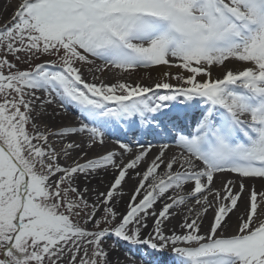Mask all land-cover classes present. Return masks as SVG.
Masks as SVG:
<instances>
[{"label":"snow or ice","instance_id":"6c2138e0","mask_svg":"<svg viewBox=\"0 0 264 264\" xmlns=\"http://www.w3.org/2000/svg\"><path fill=\"white\" fill-rule=\"evenodd\" d=\"M0 264H264V0H18Z\"/></svg>","mask_w":264,"mask_h":264},{"label":"bare ground","instance_id":"6f19581e","mask_svg":"<svg viewBox=\"0 0 264 264\" xmlns=\"http://www.w3.org/2000/svg\"><path fill=\"white\" fill-rule=\"evenodd\" d=\"M18 0H0V25H2L12 14L16 4H17ZM229 67H239V65L236 64H230ZM164 71L163 68H157V69H153L151 70V75L155 76L157 74V72H161ZM171 71L176 72L177 69L173 68ZM148 72L149 70H144L141 69L138 71L137 75L133 77V79H137L138 77H143V83H150V81L147 79L148 76ZM219 70L215 69L214 71V75L218 74ZM85 76L88 79H91V74L88 72H85ZM55 107L56 111H61L58 107H56L55 105L52 107L48 108V112L51 113L52 112V108ZM45 119H47V117H45ZM76 122V114L69 110L66 112H62L61 116L59 117H55V123L56 124H60V123H75ZM111 179L110 175H105L103 176V180L101 181V179H97L95 181H93L92 187H97L99 188L101 191L105 190V185L108 184L109 180ZM136 181L134 179H131L128 181L127 184L124 185V191L126 193V195L123 196V199L119 201L117 207L119 210H123L124 206L126 204V202L129 199V196L131 195L132 189L135 185ZM217 184L219 185V180L217 181ZM260 184L259 182H257V188L259 189ZM236 220V216L233 215L232 216V221L235 222ZM173 223H176V221L174 220ZM205 224H207V221H205ZM109 243H115V241H109ZM120 251L121 254L124 253H128L129 255H131V253L129 252V246L124 243V242H120ZM135 250L133 249L132 252H134Z\"/></svg>","mask_w":264,"mask_h":264},{"label":"rangeland","instance_id":"374dc122","mask_svg":"<svg viewBox=\"0 0 264 264\" xmlns=\"http://www.w3.org/2000/svg\"><path fill=\"white\" fill-rule=\"evenodd\" d=\"M98 63H99V61H98ZM215 71V69L213 70V72Z\"/></svg>","mask_w":264,"mask_h":264}]
</instances>
